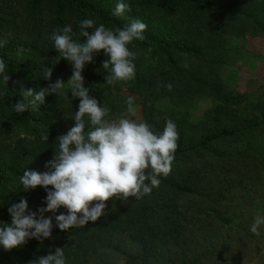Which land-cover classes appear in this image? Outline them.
Instances as JSON below:
<instances>
[{
	"label": "trees",
	"instance_id": "trees-1",
	"mask_svg": "<svg viewBox=\"0 0 264 264\" xmlns=\"http://www.w3.org/2000/svg\"><path fill=\"white\" fill-rule=\"evenodd\" d=\"M119 2L0 0V41H7L0 47V59L10 77L6 85L0 74V227L10 223L8 208L21 199L27 201V213H36L37 220L39 210L47 207L45 189L38 186L25 191L20 177L25 170L47 171L46 162L59 152L57 138L74 126L80 98H74L71 85L65 84L57 94H47L43 104L29 103L22 114L13 105L25 99L23 92L28 89L35 94L62 74L72 76L71 63L62 59L50 37L55 29L71 25L73 40L85 42L80 29L84 19L94 21L93 29L103 24L113 31L137 19L147 25L145 38L127 45L136 53L133 80L108 85L109 70L102 68L108 57L103 51L85 65L82 76L89 96L110 109L105 119L115 120L124 113L131 97L133 103L135 98L143 100L142 121L154 134L163 132L167 119L176 124L179 139L171 171L158 177L159 186L139 199L110 198L104 215L85 226L61 231L55 218L67 215V209L44 212V218L52 219L51 237L29 239L11 251L0 246V264H35L38 257L54 254L56 248H63L65 264H196L210 253L196 237L202 204L211 201L212 209L238 182L231 175L235 156L224 153L231 161L220 160L223 153L217 146L262 124L253 123L257 116L249 123L230 122L231 106L241 100L225 90L217 74L220 57L216 51H226L220 44L224 36L241 37L245 30L264 32V0H122L131 10L117 16ZM93 29L86 31L92 34ZM47 68L52 69L50 79L44 78ZM169 83L171 91L165 87ZM204 92L215 103L193 122L188 107ZM159 98L185 108L183 113L165 115L145 103ZM259 116L264 120V107ZM83 119L87 132L92 127L90 119L87 115ZM42 135H49L48 141ZM218 182H225L222 189H216Z\"/></svg>",
	"mask_w": 264,
	"mask_h": 264
},
{
	"label": "clouds",
	"instance_id": "clouds-1",
	"mask_svg": "<svg viewBox=\"0 0 264 264\" xmlns=\"http://www.w3.org/2000/svg\"><path fill=\"white\" fill-rule=\"evenodd\" d=\"M126 10H131L130 5L121 0L114 14L119 16ZM93 25L92 19L80 21L81 35L86 38L82 43L73 40L71 25L55 29L50 37L54 41V49L72 65V76L67 84L71 85L72 96L80 98V103L73 116L74 126L67 134L57 138L59 152L46 162L47 171L25 170L20 177L25 191L38 186L45 189L47 207L39 210V220L36 213H27L28 205L24 199L8 208L11 221L0 227V246L5 251L19 248L32 238L41 241L50 238L52 219L44 218V212H55L60 207L67 209V215L60 214L55 218L61 231L85 226L104 215L105 202L110 198L139 199L159 186L158 177L167 176L171 171L179 139L176 124L167 119L163 132L154 134L146 122L129 118V114H135L131 97L126 100L127 109L120 114V118L111 121L105 119L110 109L101 107L95 98L89 96L82 76L85 65L92 63L94 56L103 51L108 57L102 62V68L109 70L105 76L108 85L133 80L136 53L131 52L127 45L134 39L143 40L147 25L138 19L115 31L103 24L93 29ZM86 29H93L92 34ZM6 43L0 41V47ZM0 74H4L3 80L7 85L10 77L5 74L3 59H0ZM51 75L52 69L47 68L44 78L50 79ZM64 86L65 83L58 79L35 94L28 89L23 92L25 99L16 102L13 109L22 114L28 110L29 103L34 107L39 106L44 103L47 94H57ZM165 87L169 91L172 89L170 83ZM28 97L32 99L25 103ZM85 115L92 126L87 132L83 119ZM41 138L48 141L49 135H42ZM148 169L151 171L147 172ZM261 225H264V216L257 215L251 232L259 235ZM35 264H65L63 248H56L54 254L50 252L47 256L38 257Z\"/></svg>",
	"mask_w": 264,
	"mask_h": 264
},
{
	"label": "rangeland",
	"instance_id": "rangeland-1",
	"mask_svg": "<svg viewBox=\"0 0 264 264\" xmlns=\"http://www.w3.org/2000/svg\"><path fill=\"white\" fill-rule=\"evenodd\" d=\"M220 44L226 51H216L220 57L217 74L225 90L241 100L231 106L230 122L249 123L257 116L253 123L262 124L217 146V151L223 153L220 160L231 161L224 153L235 156L230 163L231 175L238 182L222 197V202L213 203L212 209L211 201L202 204L204 212L195 225L196 237L210 253L196 264H264V225L259 227V235L251 232L255 217L264 216V120L259 116L260 108L264 107V32L245 30L241 37H222ZM58 79L67 84L70 77L62 74ZM135 99V114H129V118L142 121L143 100ZM145 103L165 115H179L185 109L168 98L146 99ZM214 103L205 92L195 97L188 107L190 120L202 119ZM224 185L225 182H218L216 189Z\"/></svg>",
	"mask_w": 264,
	"mask_h": 264
}]
</instances>
